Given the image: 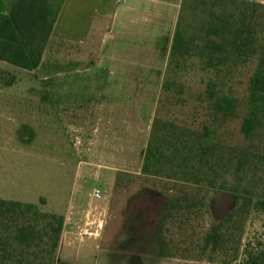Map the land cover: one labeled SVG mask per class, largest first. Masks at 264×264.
Wrapping results in <instances>:
<instances>
[{
	"label": "rangeland",
	"instance_id": "1",
	"mask_svg": "<svg viewBox=\"0 0 264 264\" xmlns=\"http://www.w3.org/2000/svg\"><path fill=\"white\" fill-rule=\"evenodd\" d=\"M1 2L0 10H8L11 0ZM233 5L228 0H187L176 9V21L156 32H145L140 23L125 24L120 33L115 24L106 23L83 43L51 38L37 68L8 66L17 81L0 88V120L13 109V121L27 124L30 140L25 153L7 158L23 176L19 189L17 184L7 189L13 196L23 195L17 202L64 218L50 264H103L127 224L122 214L126 200L144 188L167 198L186 193L197 205L165 221L158 241L169 246L172 258L158 264H241L247 246L264 243V211L250 207L222 230L221 246L214 247L210 236L220 211L212 214L209 202L218 192L206 187L205 169L198 175L205 177L201 182L172 179L179 177L174 169L189 140L200 143L194 148H210L225 157L231 149L247 146L242 126L264 95L259 53L256 49L250 58H233L217 68L206 63L208 44L219 41L211 33L214 21L234 13L228 11ZM176 32L180 46L171 56ZM209 82L217 84L213 98ZM7 96L18 102L7 103ZM156 122L158 135L166 129L171 135L169 152L159 174H145ZM0 145L11 142L0 136ZM216 179L218 189L229 192L231 173L220 171Z\"/></svg>",
	"mask_w": 264,
	"mask_h": 264
},
{
	"label": "trees",
	"instance_id": "2",
	"mask_svg": "<svg viewBox=\"0 0 264 264\" xmlns=\"http://www.w3.org/2000/svg\"><path fill=\"white\" fill-rule=\"evenodd\" d=\"M64 1L11 0L7 13H0V62L22 70L40 66ZM228 1L241 7L237 6L235 12L233 5L228 11L234 13L222 14L215 19L211 33L219 37V41L208 44L211 52L206 63L210 68H217L233 58L236 62L250 58L257 49L258 74L264 75V6L242 0ZM179 41L176 32L171 56L177 52ZM16 81L15 75L0 67V88H10ZM216 88V83H208L211 98L215 96ZM257 102V109L242 126L247 140L245 148H233L225 157L210 148H194L200 143H196L195 139L192 142L189 140L183 146L186 154H180L182 162L174 169V174H179V177L172 179L184 183L201 182L202 177L198 175L205 169V177L208 178L206 187L217 190L218 193L209 202L212 214L214 210L220 211L218 215L215 212L218 225L210 236L216 248L221 246L222 230L244 214L245 209L252 207L264 211V95ZM157 126L156 122L145 154V174H159V167L169 152L171 135H168L167 129L163 136L158 135ZM162 126L165 129V125ZM180 139L178 135L177 141ZM174 152L170 151L172 156ZM220 171L230 172L233 177L229 192L218 189L220 185L216 176ZM167 200L166 217H171L176 211L192 210L196 205L191 195L186 193ZM215 202L216 205L221 204L220 208L215 209V205L211 210ZM63 224L62 216L43 213L36 205L0 199V264H50L59 247ZM245 255L246 259L241 264H264V243L257 244L255 249L247 246Z\"/></svg>",
	"mask_w": 264,
	"mask_h": 264
},
{
	"label": "crops",
	"instance_id": "3",
	"mask_svg": "<svg viewBox=\"0 0 264 264\" xmlns=\"http://www.w3.org/2000/svg\"><path fill=\"white\" fill-rule=\"evenodd\" d=\"M185 0H65L58 20L54 26L51 38L57 36L60 39L73 43H83L94 38L98 34L99 27L106 23L115 24L118 32L120 27L144 24L145 32H156L160 25H171L175 20L178 8L182 7ZM264 6V0H242ZM0 0V4H1ZM6 14L7 10H0ZM174 18V19H173ZM176 21V20H175ZM129 27V26H128ZM162 38V37H160ZM13 71L9 65L0 62V67ZM1 67V68H2ZM7 103H17L18 98L13 96L3 97ZM18 111V110H17ZM0 120V136L11 142V145H0V199L23 200L22 196H13L12 184L19 187L23 184L20 167H13L8 163L14 152L23 154L29 148V133L25 129L26 123L21 124L13 121V109L10 114L3 112ZM26 124V125H25ZM24 129V130H23ZM22 130V131H21ZM16 133L17 137L12 135ZM16 142V143H15ZM16 169V170H15ZM17 176V177H15ZM9 189V190H10Z\"/></svg>",
	"mask_w": 264,
	"mask_h": 264
},
{
	"label": "flooded vegetation",
	"instance_id": "4",
	"mask_svg": "<svg viewBox=\"0 0 264 264\" xmlns=\"http://www.w3.org/2000/svg\"><path fill=\"white\" fill-rule=\"evenodd\" d=\"M168 208L167 197L151 189H140L126 200L122 211L127 224L118 233L114 250L103 264H158L171 260L172 252L169 246L158 237L163 231V225Z\"/></svg>",
	"mask_w": 264,
	"mask_h": 264
},
{
	"label": "built area",
	"instance_id": "5",
	"mask_svg": "<svg viewBox=\"0 0 264 264\" xmlns=\"http://www.w3.org/2000/svg\"><path fill=\"white\" fill-rule=\"evenodd\" d=\"M94 197H95L96 199H100V198H101V194H100L98 191H95V193H94Z\"/></svg>",
	"mask_w": 264,
	"mask_h": 264
},
{
	"label": "water",
	"instance_id": "6",
	"mask_svg": "<svg viewBox=\"0 0 264 264\" xmlns=\"http://www.w3.org/2000/svg\"><path fill=\"white\" fill-rule=\"evenodd\" d=\"M226 201L229 203L230 201H229V199H228V197H226Z\"/></svg>",
	"mask_w": 264,
	"mask_h": 264
}]
</instances>
